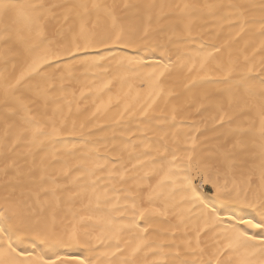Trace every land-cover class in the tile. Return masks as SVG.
Wrapping results in <instances>:
<instances>
[{"label": "bare ground", "instance_id": "6f19581e", "mask_svg": "<svg viewBox=\"0 0 264 264\" xmlns=\"http://www.w3.org/2000/svg\"><path fill=\"white\" fill-rule=\"evenodd\" d=\"M15 2L22 5L29 0ZM116 2L167 5L182 0ZM196 2L214 3L215 0ZM133 11L123 10L129 16ZM153 11L159 13L160 9ZM164 11L167 13L168 9ZM92 21H96L95 16ZM99 23L103 25V18ZM5 25L23 27V21L17 20V13L11 11L0 16V27ZM220 25L221 21L207 11L190 17L188 29L172 27L170 18L162 17L157 21L154 17L150 25L146 19H140L135 36L120 42L97 41L95 47L82 48L75 67L67 68V62L61 61L63 78L52 83L47 108L37 110L36 121L42 124L50 118L62 129L63 135L49 141L37 134L44 141L41 148H37L31 143V131L21 133L14 121L0 119V201L7 197L22 199L31 205L26 212L43 215L50 224L54 216V226L59 233L75 228L82 234L99 237L102 244L93 241L96 247L93 260L98 258V264H128L129 261L176 264L177 251L181 253L179 259H197L198 252L195 256H186L184 242L191 239L195 247L198 231L202 247L211 246L217 240L225 242L232 210H235L232 217L235 219L245 215L248 209L227 203L217 221L181 186L182 169L190 153L205 159L214 151V145L222 139L219 133L227 131L229 117L234 121L248 119L234 113L235 106L228 107L231 77L218 70L216 64L217 59H227L230 55L240 68L255 65L258 73L259 62L264 57L260 48L264 38L259 35L258 23L235 39H231L235 29ZM145 27H148L146 36ZM64 29L63 42L70 43L77 38L82 45L85 43L76 37L78 25L73 19L64 24ZM225 41L228 44L222 53L201 68L203 53ZM245 57H248L247 62ZM23 70L19 58L11 52L0 51V73L14 76ZM192 80H197L200 87L189 91L185 85ZM161 88L162 94L155 95ZM204 93L223 97V112L209 107ZM173 108H176L175 120L172 119ZM142 109L148 111L147 117L140 115ZM225 113V127L220 128L218 119ZM194 127L200 131L195 133L197 143L193 147L190 137ZM47 131L50 132V126ZM13 161L19 176L12 171L4 174L5 165ZM30 169L46 179L30 182L27 176ZM109 172L123 174L125 179L121 182L119 176H109ZM225 179L229 187L235 181L243 188L250 185L253 192L260 185L258 170L253 171L246 165H239L227 177L221 176L220 183ZM172 180H175L174 187ZM158 184L163 186L165 195L149 203L148 194ZM41 187H57L58 206L45 205L41 212L38 201L51 202L52 199L51 193L40 191ZM105 190L110 201L103 196ZM126 192L138 194L137 203L145 209L167 210L163 216L146 213L145 220L138 221L141 228L148 226L144 234L147 246L135 257L130 255V250L137 233L123 227L131 220L130 209L122 215L124 205L131 203L130 199H125ZM200 194L206 204L219 201L210 185L200 184ZM117 245L127 250L116 252ZM113 252L116 254L111 255ZM204 258L207 259V254Z\"/></svg>", "mask_w": 264, "mask_h": 264}, {"label": "snow or ice", "instance_id": "6c2138e0", "mask_svg": "<svg viewBox=\"0 0 264 264\" xmlns=\"http://www.w3.org/2000/svg\"><path fill=\"white\" fill-rule=\"evenodd\" d=\"M157 8L160 9L159 13L153 11ZM165 8L168 9L167 13ZM124 9L134 11L129 16L123 12ZM11 11L17 13V20L22 19L23 27H0V51L11 52L14 57L19 58L24 70L14 76L5 74L7 68L5 73H0V119L5 122L14 121L21 133L31 131V143L37 148H41L44 143L37 134L49 141L64 134L50 118L42 124L36 121L37 110L47 108L52 83L63 78L60 62L66 61L67 68L75 67L82 48L95 47L97 41L120 42L135 36L140 19H146L150 25L154 17L157 21L162 17L170 18L172 27L188 29L190 17L207 11L221 21V28L227 25L236 30L231 39L245 34L257 23L259 35L264 38V0H259L258 3L253 0H228L227 3L225 0H215L214 3L203 4L196 0H182L167 5L151 2L119 4L116 0L111 3L106 0H29L21 5L15 0H0V16ZM93 16L96 17L95 22L92 21ZM70 18L78 25L76 37L85 41L83 45L77 38L70 43L63 42L64 24ZM101 18L103 25L99 23ZM143 32L146 36L148 27ZM227 44L228 41L219 47L213 45L211 51L203 53L201 68L222 53ZM260 48L264 51V39L261 40ZM245 61H248V57H245ZM216 66L225 76L231 77V87L227 91L228 107L235 106L234 113L247 116L248 119L234 121L229 117L227 131L219 133L222 139L214 145V151L207 158L200 159L190 153L182 169L181 186L192 194V199L209 210V215L217 221L221 219L220 213L225 210L224 205L227 203L243 205L248 211L233 219L235 210H232L225 242L217 240L211 246L202 247L198 231L195 247L191 239L184 244L186 256H195L198 252L199 257L193 260L179 259L181 253L177 251L176 264H264V57L259 62L258 73L255 65L240 68L230 55L227 59H217ZM185 87L191 91L200 87V84L197 80H192ZM162 92L161 88L155 95L159 96ZM203 96L209 107L223 112V97L212 93H204ZM172 112V119L175 120L176 108ZM42 115L46 116V113ZM140 115L147 117L148 111L142 109ZM225 115L226 113L219 116L220 128L225 127ZM49 126L50 132L47 131ZM191 131L193 134L190 139L194 147L197 143L195 133L200 129L194 127ZM239 165L249 166L253 171L258 170L260 185L256 191L253 192L250 185L243 188L235 181L229 187L227 179L223 184L220 183L221 176L227 177ZM9 171L16 176L21 175L15 161L5 165L4 174L8 175ZM169 172L171 173V169ZM113 175L119 176L121 182L125 179L123 174L109 172V176ZM27 176L33 183L46 179L43 175L37 176L33 169L29 170ZM197 180L200 184L210 185L219 201L206 204L201 199L202 194L198 195L200 184ZM172 186H175V180H172ZM157 188L160 190L157 191ZM157 188H152L149 192V203L165 195L161 184ZM40 191L51 193L52 197L51 202L38 201L41 212L45 205H59L57 187H41ZM103 196L106 201L111 200L107 190L103 192ZM137 198L138 194L126 192L125 199H130L131 203L124 205L122 212L123 215L130 209L131 220L123 227L137 233L136 242L130 250L132 257L147 246L144 234L148 232V226L141 228L138 221L145 220L146 213L163 216L167 211L145 209L137 203ZM26 208L30 209L31 205L19 198L7 197L0 201V264H98V258L93 260L96 251L93 241L102 244L99 237L82 234L75 228L59 233L54 226V216L50 224L47 217L33 211L26 212ZM126 250L119 245L116 247V252L123 253ZM205 254L207 259L204 258ZM128 264L135 262L129 261Z\"/></svg>", "mask_w": 264, "mask_h": 264}, {"label": "rangeland", "instance_id": "374dc122", "mask_svg": "<svg viewBox=\"0 0 264 264\" xmlns=\"http://www.w3.org/2000/svg\"><path fill=\"white\" fill-rule=\"evenodd\" d=\"M210 193H212L211 190H210Z\"/></svg>", "mask_w": 264, "mask_h": 264}]
</instances>
